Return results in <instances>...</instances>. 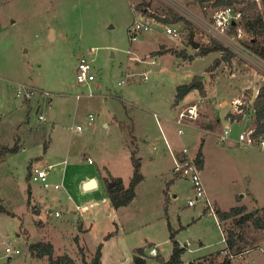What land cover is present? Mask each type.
<instances>
[{"label":"rangeland","instance_id":"374dc122","mask_svg":"<svg viewBox=\"0 0 264 264\" xmlns=\"http://www.w3.org/2000/svg\"><path fill=\"white\" fill-rule=\"evenodd\" d=\"M169 1L188 13L167 0H0V144L20 146L0 160L5 209L0 211V264H49L29 248L38 241H51L56 254L78 259L83 256L79 245L90 257L102 243V264H133L134 249L152 244L146 248L147 264H156V254L170 257L172 233L186 246L183 264H220L233 219L221 220L214 204L223 210L264 206V145L238 141L241 131L253 127L254 113L241 120L229 117L235 97L244 94L241 102L251 104L253 87L264 84V67L239 53L215 70L209 66L221 53L196 54L193 60L176 55V49L195 54L193 41L209 43L212 37L199 20L224 6ZM141 2L163 17L172 9L196 27L195 36L191 39L190 26L178 22L172 23L180 29L178 36L158 26L131 41L134 6ZM245 37L250 41L253 34L247 31ZM259 37L264 39V30ZM83 55L92 59L95 78L80 83L76 73ZM126 75L129 79L120 83ZM197 76L206 94L194 88L174 106L176 86L191 85ZM21 83L40 91L27 101L16 95ZM189 106L201 115H186L177 123L179 112ZM226 126L231 133L222 143L218 136ZM184 147L191 157L200 149L205 153L201 177L216 214L205 198L189 205L191 181L172 172L169 148ZM133 150L145 178L129 205L115 208L105 184L79 193L81 180L92 173L101 178L100 170L106 174L108 169L128 185ZM32 161V166L50 167L48 188L29 179ZM257 237L231 264H264V233ZM7 245L21 252L10 255Z\"/></svg>","mask_w":264,"mask_h":264},{"label":"trees","instance_id":"16d2710c","mask_svg":"<svg viewBox=\"0 0 264 264\" xmlns=\"http://www.w3.org/2000/svg\"><path fill=\"white\" fill-rule=\"evenodd\" d=\"M201 4L213 1V6H235L239 7L244 16L245 28L249 33L253 34L250 41H245V44L257 55L264 59V39L259 37V34L264 30V12L259 9V4L257 0H197ZM261 4L264 8V0H261ZM148 4L141 2L137 3L136 9L142 11L146 14L154 15L159 17L166 23H178L187 24L191 29V39L195 36L197 31L196 27L193 26L189 21H187L183 16L175 13L172 9L166 10V15L163 17L159 13H154L149 11ZM234 26V25H233ZM235 29V27H233ZM233 31V29H232ZM164 50H158L154 52V55L162 53ZM176 55L184 57V59L193 60L196 54L206 55L210 52L221 53V57L214 60L213 64L209 66L210 70H215L218 68L223 61H232L237 54L224 45L222 42L211 38L209 43L201 42L199 48L196 50L195 54H189L186 50H174ZM194 88L199 89L202 95L206 94V87L204 83L198 81L193 85L187 83H182L177 85L175 93L174 106L178 105L181 100H183L186 95ZM29 101V100H27ZM252 104V105H251ZM243 103L240 105V111L237 113H229L232 121L235 119L241 120L245 113H248L251 109L254 113L255 122V136L257 138L264 137V84L258 89L257 96L253 103ZM47 148V146H46ZM20 149L19 144L14 146H8L0 144V160L4 159L7 154L12 152H17ZM204 154L200 149L196 155V161L200 168L203 166ZM32 164L29 165V179L31 180L32 175ZM132 164L134 167L133 175L130 179L128 185L124 183L121 177H114L109 175L104 177L103 180L106 184L108 197L111 204L115 208L121 206L129 205L137 196V187L144 180L145 175L141 171V161L137 157L136 150L132 151ZM113 183V184H112ZM5 210L2 205H0V211ZM217 214L221 220L233 219V224L228 228L227 235L225 237L226 249L228 256L225 257L221 264H231L232 258L231 254L237 255L244 252L247 247L255 245L259 240L257 234L259 232L264 233V206L247 210L245 205H237L231 207L229 210H222L217 208ZM111 236V233L107 234V237ZM78 239V236H77ZM171 239L173 241V251L170 257L165 260L160 254H156V264H182L183 254L186 251V246L180 244V242L175 238V234L172 233ZM152 244H147L142 247H137L134 249L133 264H147V246ZM80 251L83 256L81 259L74 258L68 253L56 254L54 245L51 241H38L31 242L29 248L34 256L37 257H47L49 264H102V243H100L96 251L92 256L88 257L85 252V247L80 246Z\"/></svg>","mask_w":264,"mask_h":264},{"label":"built area","instance_id":"2783aa9c","mask_svg":"<svg viewBox=\"0 0 264 264\" xmlns=\"http://www.w3.org/2000/svg\"><path fill=\"white\" fill-rule=\"evenodd\" d=\"M169 4L176 8L179 11L188 13L187 9L183 8L179 3L175 1H169ZM150 10V9H149ZM134 22L129 27V34L131 41L137 39V34L144 31H152L158 26H163L165 31L169 34L178 36L180 34V29L173 24L166 23L161 20L159 17L146 14L142 11H139L134 6ZM243 12L239 7L235 6H224L217 9L210 19H200L199 25L203 30L210 35L213 39H216L222 42L224 45L232 49L236 54L239 53L249 60H254L259 63L260 66L264 67V59L254 53L246 44V33ZM233 21L235 23L233 24ZM234 25V26H233ZM235 27L234 28H232ZM233 29V31H232ZM77 81L80 83L91 81L95 78L93 72L92 59L86 55L80 57L77 66L76 73ZM144 78L148 79V75L144 74ZM129 79V76L126 75V78L120 80V83L126 82ZM40 90L31 85L21 83L16 87V95L23 97L27 100H30L33 96L37 94ZM44 94L49 95V92L43 91ZM79 98L80 95H77ZM186 115L198 118L201 113L193 106H189L185 110L179 112V118L176 120L177 123L182 124L181 119ZM40 119H44L43 115L39 116ZM94 115L89 114L88 125L93 124ZM84 127L78 125L77 129L82 130ZM179 132L182 133L183 130L180 128ZM254 127L243 130L239 134V143L242 145H254L261 144L264 145V137L257 138L254 134ZM231 133V127L226 126L224 131L219 134L218 139L220 142L224 143L229 139ZM171 151L172 149L169 148ZM173 154L175 153L172 151ZM47 168H40L37 166L32 167L31 181L41 182L44 187L48 188L50 183L48 182V170ZM172 172L175 176L184 177L191 181L194 188V196L188 199L189 205H195L198 201L205 198L207 206L211 209L213 214H216V209L213 206V202L208 198L204 183L201 177V168L196 161V157H191L187 147H184L180 155L174 154V167ZM55 188H59V184H55ZM81 205H78L80 207ZM56 215H59V212L56 211ZM6 253L19 254L21 249L18 246L7 245L5 248ZM152 253L156 254L157 249L152 248Z\"/></svg>","mask_w":264,"mask_h":264},{"label":"crops","instance_id":"0c3cea01","mask_svg":"<svg viewBox=\"0 0 264 264\" xmlns=\"http://www.w3.org/2000/svg\"><path fill=\"white\" fill-rule=\"evenodd\" d=\"M160 49H162V48H160ZM156 51H158V50H155V51H153L152 53H154V52H156ZM159 54H161V53H159ZM157 55V54H156ZM179 85V84H178ZM261 86V85H260ZM177 87V86H176ZM256 87H258V86H255V87H253L254 89H256ZM260 88V87H259ZM258 88V89H259ZM254 89H253V91H254ZM244 98V94H243V96H242V98H239V97H235L233 100H232V103L234 104V106H235V111L233 112V113H237V112H239L241 109H240V105L241 104H243V102H241V100ZM227 102L226 101H223L222 102V104L223 105H225ZM252 110V109H251ZM250 110V111H251ZM249 111V112H250ZM253 111V110H252ZM245 115H246V113H245ZM244 115V116H245ZM231 118V117H230ZM235 120H238V119H235ZM255 126V122H254V124H253V127ZM173 151V150H172ZM170 152V154H171V157H172V159H173V162H174V154H176V155H180V153H181V151L182 150H174V154H173V152ZM203 154H204V160H203V166L201 167V171L203 170V168L205 167V162H206V156H205V153L203 152ZM196 157V156H195ZM173 167H174V163H173ZM173 167H172V169H173ZM100 175H101V178H99V174H95V173H92V174H88L87 176H85L82 180H81V186H82V188H80V191H79V193L80 194H85V193H87V191L88 190H90V189H98L99 188V186H101V184H105V182H104V180H103V178L104 177H108L109 175H112V176H114V177H120V176H116V175H114V174H112L108 169H107V173L106 174H103L102 172H101V170H100ZM133 175V174H132ZM132 177V176H131ZM92 178H94L95 179V181H96V185L94 186V187H92V188H86L85 187V183L86 182H88L90 179H92ZM122 178V177H121ZM123 179V178H122ZM106 185V184H105ZM207 193V192H206ZM29 205H30V203H31V200H30V198H29ZM77 205H81V204H77ZM214 206H217L218 208H220L218 205H215L214 204ZM223 210V209H222ZM108 214H109V212H107ZM225 238V237H224ZM156 246V245H155ZM155 246H153V247H155ZM247 251V249L244 251V252H246ZM244 252H242V253H240V254H237V255H234V254H231L230 255V257L233 259V258H235V257H241L242 255H244ZM222 253V252H221ZM226 254H224V256L225 257H227L228 256V254H227V252H225ZM225 258H223V260H224ZM223 260H221V262L219 261V263L221 264L222 262H223ZM183 264V263H182Z\"/></svg>","mask_w":264,"mask_h":264},{"label":"water","instance_id":"95a60500","mask_svg":"<svg viewBox=\"0 0 264 264\" xmlns=\"http://www.w3.org/2000/svg\"><path fill=\"white\" fill-rule=\"evenodd\" d=\"M235 23V21H233V24ZM192 45L195 47V48H199L200 46V43L198 42H195L193 41L192 42ZM165 45H161V48H164ZM201 77L197 76L194 80V82L191 84L193 85L194 83L198 82V80L200 79ZM257 93H258V89H254L253 91V95H252V98H251V103H253V101L255 100L256 96H257ZM113 184V183H112ZM96 185V181L94 178L90 179L88 182L85 183V187L86 188H92Z\"/></svg>","mask_w":264,"mask_h":264}]
</instances>
